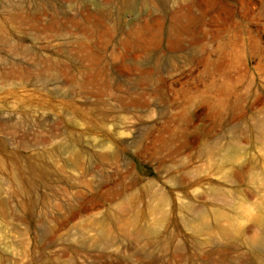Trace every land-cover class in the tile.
I'll use <instances>...</instances> for the list:
<instances>
[{
  "label": "rangeland",
  "instance_id": "1",
  "mask_svg": "<svg viewBox=\"0 0 264 264\" xmlns=\"http://www.w3.org/2000/svg\"><path fill=\"white\" fill-rule=\"evenodd\" d=\"M264 0H0V264H264Z\"/></svg>",
  "mask_w": 264,
  "mask_h": 264
},
{
  "label": "bare ground",
  "instance_id": "2",
  "mask_svg": "<svg viewBox=\"0 0 264 264\" xmlns=\"http://www.w3.org/2000/svg\"><path fill=\"white\" fill-rule=\"evenodd\" d=\"M259 244H260L259 245L260 247L264 248V238L260 240V243Z\"/></svg>",
  "mask_w": 264,
  "mask_h": 264
}]
</instances>
